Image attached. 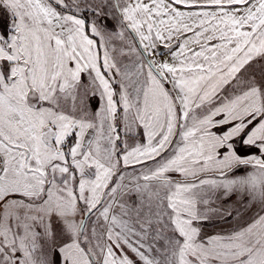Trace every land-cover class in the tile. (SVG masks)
<instances>
[{"label": "snow or ice", "instance_id": "obj_1", "mask_svg": "<svg viewBox=\"0 0 264 264\" xmlns=\"http://www.w3.org/2000/svg\"><path fill=\"white\" fill-rule=\"evenodd\" d=\"M0 264H264V0H0Z\"/></svg>", "mask_w": 264, "mask_h": 264}]
</instances>
